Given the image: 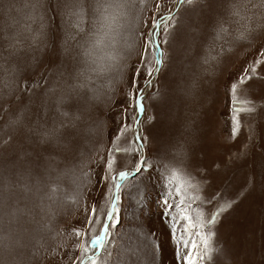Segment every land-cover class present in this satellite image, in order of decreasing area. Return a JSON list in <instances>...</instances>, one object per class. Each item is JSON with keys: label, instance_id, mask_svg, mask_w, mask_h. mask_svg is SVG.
Returning <instances> with one entry per match:
<instances>
[{"label": "rangeland", "instance_id": "374dc122", "mask_svg": "<svg viewBox=\"0 0 264 264\" xmlns=\"http://www.w3.org/2000/svg\"><path fill=\"white\" fill-rule=\"evenodd\" d=\"M240 2L247 9V18L231 17L230 39L221 40L212 29L200 35L190 28L201 17L199 0L191 6L186 0H167L175 17V29L174 39L164 50L166 57L175 55L177 61L168 74L154 77L153 87L158 89L163 103L153 97L145 99L146 112L141 117L143 129L154 111L152 105L162 109L164 135L151 145L153 150L160 149L161 156L178 142L185 143L190 153L197 147L201 133L207 134L205 145L211 156L224 154L223 145L230 142L225 123L229 117L222 115L226 107L225 86L223 82L217 85L215 79L220 76L221 67L226 69V79L243 59H256L255 53L247 54L264 42V0ZM56 3L57 0H0V264H70V257H55L70 243L66 230L80 219V210L95 179L89 177L107 147L113 126L109 117L116 111V101L127 91L128 75L138 56L136 45L142 18L137 0H115L120 7L110 28L96 12V0H86L89 7L83 31L76 34V41L69 42L72 49L67 55L61 51L55 65L45 64L37 71L33 57L43 61L47 52L31 45L26 37L32 34L30 29L39 30L42 14L45 25L51 26L56 10H49V5ZM148 7L154 11L151 0ZM218 11L213 9L207 15L214 16ZM32 16L34 20L30 19ZM225 19H229L227 13ZM105 33V47L95 55H86L95 37ZM194 35L199 59L193 58L184 70L180 66L188 61L187 49ZM77 41L80 47L75 46ZM218 57L222 65L216 64ZM205 58L207 63L203 62ZM46 68L48 88L44 92H25L27 78L38 79ZM194 80L197 83L192 94L185 95L184 90L191 88ZM237 97L244 101L240 106L247 109V96L238 92ZM259 123L264 125V118ZM242 127L247 133L249 124L245 122ZM39 129H47L48 134L38 137ZM260 144L257 133L245 158L246 166L238 170V180L253 167L254 161L257 166L264 162ZM21 149L29 155L22 157ZM106 207L107 202L102 209ZM130 213L131 209L126 210V224ZM233 227L237 235H247L249 240L254 230L259 247V237L264 236V207L246 201L228 218L225 232H231ZM119 235L120 239L107 246L109 251L116 247V255L96 252L98 264H143L135 234L125 228Z\"/></svg>", "mask_w": 264, "mask_h": 264}, {"label": "snow or ice", "instance_id": "6c2138e0", "mask_svg": "<svg viewBox=\"0 0 264 264\" xmlns=\"http://www.w3.org/2000/svg\"><path fill=\"white\" fill-rule=\"evenodd\" d=\"M149 2L137 0L142 30L138 29V56L128 75L127 91L116 101V111L109 117L113 126L109 129L107 147L89 177L95 179L80 210V219L66 230L70 243L55 258L70 257V264H98L95 253L103 250L109 256L116 255L117 248L109 251L107 246L120 239L121 230L126 228L139 241L143 264H166V261L168 264H264V236L259 237L261 243L257 247L254 230L250 240L247 235H237L235 227L225 232L228 218L246 201L264 207V162L257 166L254 161L253 167L237 179L238 170L247 164L245 158L257 133L260 147L264 148V125L259 123L264 118V59L259 58L264 57V42L247 54L255 53L256 59L246 57L235 70L228 72L226 79L223 78L226 69L221 67L220 76L215 79L217 85L223 82L225 86L226 107L222 115L229 117L225 123L230 142L223 145L224 154L211 156L205 145L207 134L201 133L197 136V147L190 153L185 143L178 142L161 156L160 149L153 150L151 145L164 135L162 109L152 105L154 111L143 129L141 117L146 112L145 99L153 97L163 103L158 89L153 87L154 77L159 79L161 73L168 74L176 65V56L166 57L164 50L174 39L175 17L167 0H151L154 11H149ZM186 2L191 6L194 0ZM87 7L86 0H57L55 5H49V10H56L50 27L45 25L43 14L39 17V30L30 29L32 34L26 37L31 45L47 52L43 61L33 57L37 71L45 64L55 65L61 51L67 55L72 49L69 42L76 41V34L83 31ZM119 7L115 0H96L95 10L110 28ZM199 8L201 17L190 28L200 35L212 29L221 40L230 39L231 17L247 18V9L240 0H199ZM213 9L219 11L214 16L207 15ZM226 13L229 19H225ZM106 35H97L85 54L95 55L102 50ZM196 39L194 35L187 49L188 61L180 66L184 70L193 58L199 59ZM75 46L80 47V43L77 41ZM203 62L207 63V58ZM216 64L222 65L223 61L218 57ZM46 73L47 68L38 79L29 76L24 91L44 92L48 88ZM196 83L194 80L184 94L191 95ZM238 92L247 96V109L240 106L244 101L237 97ZM245 122L249 124L247 133L242 127ZM47 134V129L36 133L38 137ZM20 155L27 157L29 153L21 149ZM105 202L107 207L102 209ZM128 209L131 213L126 224ZM232 236L235 239H230Z\"/></svg>", "mask_w": 264, "mask_h": 264}, {"label": "bare ground", "instance_id": "6f19581e", "mask_svg": "<svg viewBox=\"0 0 264 264\" xmlns=\"http://www.w3.org/2000/svg\"><path fill=\"white\" fill-rule=\"evenodd\" d=\"M171 5V4H170Z\"/></svg>", "mask_w": 264, "mask_h": 264}]
</instances>
